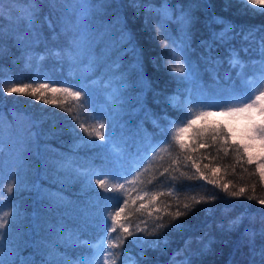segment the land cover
Wrapping results in <instances>:
<instances>
[{"label": "trees", "instance_id": "obj_1", "mask_svg": "<svg viewBox=\"0 0 264 264\" xmlns=\"http://www.w3.org/2000/svg\"><path fill=\"white\" fill-rule=\"evenodd\" d=\"M91 3L95 7L97 0H91ZM103 3L104 7L96 11L93 19L92 31L98 30V35L91 41L84 57L85 64L91 59H99L102 63L107 61V64L93 75L95 69L85 71L82 66H70L68 62L48 55L45 49V45H48L50 50L55 51L57 45L66 43L71 33L62 34V29L67 27L64 20H73L74 15L69 9L79 8V5H66L58 0L53 6L48 0H38L35 27L39 36H36L28 30L26 21L17 18V9L26 8L27 5L0 0V11L3 13L0 25L5 32L14 31L24 37L25 44L34 47L33 59L28 61L22 54L21 46L14 39L5 38L3 50L0 51V80L3 81L0 87H9L13 83L20 86L30 84L32 87L38 84L71 87L86 82L93 83L95 88L94 109L74 97L51 91L45 93V99L55 98L59 101L58 105L47 104L45 99L36 101L35 97L26 94H0V122L5 129L4 180L0 187L7 188L10 172L17 173L22 181L10 197L5 191L0 207V212L6 213L14 206L18 213L12 227L6 228L3 235V254L7 257L9 249H12L14 264H41V257L45 256L42 246L46 241H56V251L68 259H94L93 248L82 244L69 247L64 240H56L52 231L54 227L62 229L65 236L73 234L89 244L98 243L104 231L102 221L90 218L97 210L89 205V201L94 199V192L87 181L66 177L54 166L53 162L61 156H72L83 166L81 171L93 173V185L96 179H106L109 189L118 183L124 184L119 193H107L113 198L105 202L109 206L106 215L110 220L118 204L126 198L128 205L121 220L127 219L131 223L133 227L130 230L134 231L138 225L140 228L147 226L146 230L151 231L153 223L158 222L157 217L160 218L159 222L166 223L171 219L170 214L178 209L185 211V204L192 205L195 200L207 201L196 205L192 214L180 217L182 226L169 231L158 247L146 249L145 258L140 264H181L184 259H188L190 264H247L249 249L245 229L250 228L257 233L255 242L258 248L264 244V237L258 234L264 220V211H261L264 206L257 199H247L249 195L264 198V184L260 183L256 174L257 162L248 163L244 147L240 149L243 168L236 162L235 146L241 144L232 135L229 139L232 146L227 156L222 150L217 152L219 146H202L208 140V133L205 131L197 135V129L222 122L218 119L196 122L187 131L180 132L179 139L187 147L179 149L175 126L181 123L182 109L171 103L169 97L178 96L182 103L188 97L185 91L188 86L174 79L154 28L159 18L147 11L160 7L161 0H103ZM169 6L176 14L179 9L191 11L193 23L187 55L199 70L200 86L197 87L200 95L214 96L218 92L225 94V90L235 89L244 96L246 87L235 75L239 68L229 73L232 79L225 80L226 70L230 67L227 63L228 45L214 44L213 37L225 26L235 29L236 33L264 29V12L254 10L255 6L243 5L240 0H169ZM168 27L173 35H179L176 24L169 23ZM119 28L131 36L139 53V63L131 51L116 52L122 43ZM54 35L57 36L55 41ZM204 42L212 45L211 55L224 61L217 70L204 63V58L209 54ZM231 44L237 49L247 47L239 36ZM252 47L257 48V45ZM39 56H44V60H39ZM110 56L117 60V64H111ZM239 56L246 63L248 76H255L259 64L253 66L251 61L260 57L251 49L249 53L240 51ZM109 67L123 69L126 83L119 87L126 90L123 99L130 102L132 107L128 104L123 106L112 122L115 131L107 143L85 145L76 137L77 132L82 133L78 124L91 127L97 123L98 111L107 110L110 92L117 88L115 83L109 85V81L121 79V73L106 77ZM86 76L87 80L84 79ZM67 109H71V114ZM192 114L184 119L183 126ZM73 116L75 120L71 118ZM138 129H143L139 136L135 135ZM163 129L168 130L167 141ZM144 136L149 139H142ZM145 145H150L147 152L143 151ZM193 148L197 151H193ZM185 154L191 155L209 179H215L217 184L200 178L191 166L192 162L184 161ZM178 155L182 163L173 172L170 166ZM17 164L20 166L17 167ZM204 165L210 167L204 168ZM165 168H169V173H164ZM114 171H118L121 178L109 175ZM161 173L164 175L161 176ZM180 173L186 176L180 177ZM169 174L180 179L173 182ZM187 176L194 178L189 180ZM253 184L256 185L254 190ZM221 185H227V190ZM241 187L245 188V195L230 196V192L239 191ZM95 188L99 191L98 186ZM50 194L63 197V204L56 207L49 199ZM115 196L122 199L117 200ZM153 196L156 199L149 203ZM141 204L145 207L140 208ZM130 210L133 213L131 216L128 215ZM237 217H241V223L229 230V222ZM116 234L112 233L113 236ZM205 234L206 250L201 244ZM124 247L127 253L121 256L117 264H133V261L140 260V247L132 237L127 238Z\"/></svg>", "mask_w": 264, "mask_h": 264}, {"label": "snow or ice", "instance_id": "obj_2", "mask_svg": "<svg viewBox=\"0 0 264 264\" xmlns=\"http://www.w3.org/2000/svg\"><path fill=\"white\" fill-rule=\"evenodd\" d=\"M12 2L15 4L22 3L27 5L26 8L17 9L19 13L17 18L26 21L28 30L32 31L36 36H39V31L35 27L38 0H12ZM57 2L58 0H48V3L53 6ZM59 2H62L66 5L69 3L72 5H79V8L73 7L69 9V12L74 15L73 20H64V23L67 25V27L62 29V34L66 35L67 33H71L70 37L63 45H57V50L55 51L50 50L48 45H45L48 55L62 62L66 61L70 66L73 67L79 68L82 66L85 71L88 69H95V72L92 74H98L105 64H107V61L102 63L99 59H91L87 61V64H85L84 54L90 48L91 41L94 40L98 35V30L97 32L92 31V28L94 27L93 19L95 17L96 11L99 8L104 7L103 0H97L95 7L92 6L91 0H59ZM240 3L243 5L255 6L254 10L264 12V0H240ZM147 11L155 13V15L159 18L157 23L154 25V28L156 35L159 38L161 47L166 53V63L170 68L174 79L179 84L188 86L185 89L188 99H186L182 106L179 103L178 96L169 97V101L171 103H174L177 107L182 109V118L180 122L183 123L184 119L188 115L192 114L193 109L190 107V105L193 103L199 104L204 109L219 108L221 116L229 118L240 116L249 121L244 130L245 137L250 141L259 140L261 146L264 147V29H258L255 31L248 30L247 33L242 30L240 33H236L235 29L231 28L230 26H225L220 33L214 35L213 37L214 44L228 45L227 63L230 67L226 70L225 80L232 79L229 73L233 69L239 68V71H236L235 73L236 77L243 80L245 84L250 86L244 96L239 95L235 89H231L225 90L228 93L227 95L218 92L214 96L198 94L193 97V89L200 85L198 84V67L192 63L190 57L187 55L188 49L190 48L188 41L193 23L191 11L179 9L178 14H176L169 6V0H161L160 7L149 8ZM2 15L3 13L0 11V18H2ZM169 23L177 25L179 35L172 34V31L168 27ZM49 27L52 28L51 23H49ZM118 32L122 43H120V48L116 49V52L131 51L135 55L137 63H139V53L131 36L125 32L123 28H119ZM257 33H259L258 36ZM238 36L243 42L247 44V47L237 49L231 44V41ZM6 37L14 39L16 43L21 46L22 54L27 58L28 61L33 59V45L25 44L24 37L17 35L14 31L5 32L2 25H0V51L3 50V42ZM56 39L57 36L54 35L53 40L55 41ZM254 44L257 45V48L252 47ZM204 46L208 48L209 53L204 58V63L211 66L213 70H217L218 67L224 63V61L218 56L211 55L213 52L211 44L204 42ZM250 49L260 57L259 60L251 61L253 66L257 64L260 66L259 75L255 78L248 76L246 71V63L239 56L240 51L249 53ZM44 58V56H39V60H44ZM109 60H111L112 65L117 64V60L112 59L111 56L109 57ZM122 72V68L109 67L108 72L105 73L106 77L109 75L115 76L117 73H121V79L109 81V85L115 83L117 88L115 91L110 93V102L107 110L98 111L96 117L97 123L91 127L85 126L83 123L78 124V128L82 130V133L77 132L76 137L77 139L81 140L83 144L91 145L96 144L97 142L107 143L109 137H112L115 131L112 127V122L119 115V112L123 109V106L128 104L129 107H132L130 102L123 99V97L127 94L126 90H121L119 87L120 85L126 83ZM245 77H247L246 80L244 79ZM84 79L87 80L88 77L86 76ZM2 83L3 81L0 80V84ZM48 91H51L54 94L60 93L66 97H74L76 100L81 101L83 105H87L90 109H94L93 96L95 88L93 83L81 82L73 84L71 87H50L49 84H38L36 87H32L30 84H24L23 86H20L16 83H13L9 87H0V94L6 93L9 96L13 93L26 94L35 97L36 101L45 99V93ZM205 101H208V103H205ZM45 103L58 105L59 101L55 98L45 99ZM66 111L71 114V109H67ZM129 115H131V113H129ZM212 115H215V113L209 110L199 111L193 119L187 120V123L184 125V127L177 129L176 144L179 149H185L187 147L184 142L179 139V133L185 132L191 128L196 123V120L204 119ZM257 115L260 117L259 120L256 119ZM71 118L75 120L74 116ZM155 126L159 127L158 124ZM75 127L76 126L74 125V130ZM234 130L235 129L231 127L229 123L217 122L210 127L197 129V135L207 131L208 140L205 141L202 146L206 148L219 146L217 148V152L219 153L222 150L224 155L227 156L229 147L232 146L229 143V139ZM141 131H143V129H138L135 135L139 136ZM162 132L164 134L165 141H167L168 130L163 129ZM93 137L96 139L94 140ZM142 139L148 140L149 138L144 136ZM4 143L5 129L2 122H0V185L3 184L4 180ZM149 146L150 145H145L143 151L147 152ZM241 147L248 148L250 145L241 146L237 144L235 146V151L237 153L236 162L243 168V154L240 151ZM153 151H155L154 147ZM193 151H197V149L193 148ZM139 153L140 149L138 148L137 155H139ZM17 160H19V157H17ZM184 161L192 162L191 166L195 168V171L199 174L200 178L207 180L210 184H217L215 179H209L206 173L202 171L199 163L191 155L185 154ZM53 163L56 170L60 173H63L66 177L87 181L88 187L94 192V199L89 201V205L91 208H95L97 210L96 214L90 218L102 221L104 225V231L98 243L89 244L88 241H81L78 236L73 234L65 236L64 230L54 227L52 231L56 240H64V242L69 247H78L81 244L91 247L95 250L94 259L83 261L68 259L56 251V241H46L42 246L45 250V256L41 257V264H101V255L103 257L102 264H117V261L121 258V256L126 255L127 253V249L124 247V245L128 237H132L133 242L137 243V245L140 247V260L133 261V264H140V261L145 258L144 252L146 249L158 247L160 242L165 239L169 231L175 230L182 226V221L179 219L180 217L192 214L196 205L207 202L195 200L192 205L185 204L183 206L185 211H180L178 209L174 214H170L171 219L166 223L159 222L160 218L157 217L158 222L153 223V228L151 231L146 230L147 226L145 228H140L138 225L135 226L133 231L130 230L133 226L127 221V219L124 221L121 220V215L125 212V209L128 205V200L126 198L122 199L119 196H115L117 200L122 199V203H119L116 211L110 215V220L109 216L106 215L109 206L105 202L113 198L107 195V193H119L124 188L123 183H118L112 189H109L106 186V179H96L95 185H93V173L91 171H81L83 166L80 165L79 162L72 156H61ZM181 163L182 161L178 155L176 159L172 160L170 166L172 171H177ZM248 163H253L252 156L248 157ZM19 166L20 165L17 164V167ZM209 167L210 165H204V168ZM232 167L233 171H235V166L233 165ZM244 171H247V169H244ZM164 173H169V168H165ZM164 173H161V176H163ZM256 174L259 176L260 183L264 184V155H261L259 158ZM109 175L113 178H121L118 171H114ZM184 176H186L185 173H180V177ZM10 177V183L8 184L7 188L4 189L0 187V207L3 205L5 191L10 197L14 190H17L22 183L17 173L10 172ZM180 177L169 174V179L173 182L179 180ZM193 178V176H187V179L189 180ZM149 183L151 184L152 181H149ZM95 186H98L99 191L96 190ZM221 186L225 190L228 188L227 185ZM177 187H179V185H177ZM255 187L256 185L253 184V190ZM243 195H245L244 187H241L239 191L230 192L231 197H240ZM49 199L56 207H60L63 204V197H59L56 194H50ZM140 199H143V197H140ZM155 199L156 196L151 197L149 203ZM210 199H215V197H211ZM247 199L250 201L257 199V202L264 206V198H257L255 196L249 195L247 196ZM144 207V204L140 205V208ZM138 210L139 209H137V211ZM261 211H264V209H261ZM132 214L133 213L130 210L128 215L131 216ZM16 215H18V213L15 212L14 206L6 213L0 212V264H14L12 259V249H9L7 257H5L3 254V235L6 228L12 227L14 224ZM240 223L241 217L231 220L229 222V230L238 227ZM112 233L117 234L113 236ZM137 233H143V235H137ZM258 234L261 237H264V220H262V226ZM256 235L257 233L254 230L250 228L245 229L244 236L247 238V246L249 249L247 264H264V244H261L259 248L257 247L255 242ZM206 239L207 234L201 238V244L205 250L208 248V245L204 244V240ZM181 264H190V261L188 259H184L181 261Z\"/></svg>", "mask_w": 264, "mask_h": 264}, {"label": "rangeland", "instance_id": "obj_3", "mask_svg": "<svg viewBox=\"0 0 264 264\" xmlns=\"http://www.w3.org/2000/svg\"><path fill=\"white\" fill-rule=\"evenodd\" d=\"M257 68L258 69L256 71V75L255 76L254 75H250L251 77L255 78V77H257L259 75L260 66L258 65ZM244 79L246 80L247 77L244 78ZM241 84H242V86H245L246 87L245 88L246 91L250 87L249 85L245 84L243 80H242V83ZM115 89H116V87H114L111 90L110 93H112L113 91H115ZM200 92L201 91L198 89V87H195L194 88V92H193L194 93V97L196 95L200 94ZM227 94L228 93H225L224 95H227ZM186 99H188V97ZM186 99H185V101H186ZM185 101H183L182 103L179 101V103H181L183 105ZM190 107L194 109L193 112H192L193 114H192V116H191L190 119H193L195 117V115L199 111H202V110H209V111H212V112L215 113V115L208 116V117H206L204 119L196 120V122H200V121L206 120V119H218L219 121L221 120L224 123H229V125L235 129L233 131V133H232V138L234 140H237L238 142H240V144L242 146L243 145H250V147L244 148V149H245V152L247 154V157L252 156L254 162H257L258 163L260 156L261 155H264V147L261 146L259 140H252V141H250V140H248L245 137L244 130H245L247 124L249 123V121H247L243 117L238 116V117H235V118H229V117L221 116L220 115V109L219 108L204 109L202 106H200V105L198 106L197 103H193L192 105H190ZM256 119L259 120L260 117L257 115L256 116ZM181 127H184L182 125V123H180V124H178V125L175 126L176 130L178 128H181ZM102 261H103V257L101 255V264H102Z\"/></svg>", "mask_w": 264, "mask_h": 264}]
</instances>
